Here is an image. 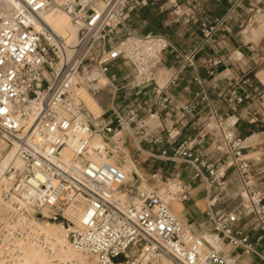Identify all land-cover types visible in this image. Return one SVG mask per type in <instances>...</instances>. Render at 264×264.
I'll return each instance as SVG.
<instances>
[{
	"label": "built area",
	"instance_id": "built-area-1",
	"mask_svg": "<svg viewBox=\"0 0 264 264\" xmlns=\"http://www.w3.org/2000/svg\"><path fill=\"white\" fill-rule=\"evenodd\" d=\"M148 2L0 0V159L6 152L14 156L0 172V264L20 261L21 242L51 251L50 239L40 230L47 222L59 224L73 249L98 264H239L171 211V202L189 197L190 186L179 172L160 187L141 179L128 185L123 157L118 161L121 131L140 140L147 136L138 109L116 107L118 92L154 82L155 66L169 46L161 34L138 35L128 28L131 14ZM55 13L69 18L74 36L55 30L50 22ZM173 13L186 23L197 20L192 6L181 12L174 1ZM247 13V23L264 24L262 0H253ZM199 21L207 42L224 18ZM184 62L192 65L193 56ZM254 62L264 63V48ZM86 63L91 66L81 73ZM125 68L129 73L122 75ZM248 81L231 86L237 103L248 98L238 94L240 84ZM105 88L111 89L109 110L95 116L85 108L80 91L95 99ZM208 104L209 96L201 90L183 112L191 114ZM211 116L220 137L217 150L227 156L222 165L200 159L186 141L171 154L165 149L160 154L180 159L189 166L191 180L204 182V214L219 244L264 264V195L255 188L243 139L224 123L227 114L211 111ZM95 137L104 147L93 145ZM229 168L240 191L238 202L227 210L218 204L230 185ZM246 220L257 231L254 238Z\"/></svg>",
	"mask_w": 264,
	"mask_h": 264
},
{
	"label": "crops",
	"instance_id": "crops-1",
	"mask_svg": "<svg viewBox=\"0 0 264 264\" xmlns=\"http://www.w3.org/2000/svg\"><path fill=\"white\" fill-rule=\"evenodd\" d=\"M173 1L181 12L192 6L197 20L186 23L183 16H175ZM252 1L149 0L146 6L137 8L127 21L128 28L138 35L161 34L167 38L169 46L155 66L154 82L141 90L123 89L115 100L120 110L138 109L144 120L143 131L147 133L143 140L127 131L117 135L121 136L117 141L121 152L118 161L123 157L124 163L129 164L125 177L130 175L133 180L128 185L137 184L141 179L160 187L179 172L190 186L189 197L185 201L171 202V211L195 234L203 236L209 246L223 247L239 264L260 263L254 255H241L225 242L219 244V236L213 232L204 214L207 201L204 182L191 180L189 166L180 159H168L160 153L165 149L171 154L172 148L186 141L200 159L222 165L227 156L217 150L220 137L211 111L227 114L224 123L234 135L243 139V153L251 163L255 188L264 195V83L258 78V70L264 63L257 65L254 62L264 43L249 41L252 37L248 28L245 36L242 29L248 17L247 6ZM204 17L210 23L216 18H224L223 24L216 27L207 42L203 39L199 21ZM190 55L193 64L189 66L184 59ZM213 61L219 62L213 65ZM128 73V69H123L122 75ZM245 78L249 81L240 84L238 94H248V98L237 103L230 93L231 86ZM260 78L264 80V77ZM171 80L174 84H168ZM201 90L208 94L209 104L199 106L191 114L184 113L183 108ZM110 93L111 89L107 88L98 94L99 105L89 94L85 107L93 114L98 108L108 111ZM227 174L230 185L218 207L230 210L238 202L240 184L231 168ZM245 223L254 238L257 231L250 220Z\"/></svg>",
	"mask_w": 264,
	"mask_h": 264
},
{
	"label": "bare ground",
	"instance_id": "bare-ground-1",
	"mask_svg": "<svg viewBox=\"0 0 264 264\" xmlns=\"http://www.w3.org/2000/svg\"><path fill=\"white\" fill-rule=\"evenodd\" d=\"M50 22L58 32H69L72 36H74L75 28L70 22L69 18L63 13H55L51 17ZM260 26L264 27V24H260L258 27ZM89 66H91V64ZM86 68L80 70V72H85ZM100 81L103 82L104 78H100ZM85 93V90L80 91V95ZM92 143L98 147H102L104 145L103 141L98 137L93 138ZM2 149L3 145L0 144V150ZM10 162H14L13 153L6 152L5 155L0 159V172H2L6 165ZM71 214L73 213L71 212ZM40 230L46 235L47 238L50 239V246L52 250L47 252L42 249L41 246L36 244L21 242L19 244V247L22 251L21 259L19 262L13 264H49L50 258L54 257H58V259H60V264L64 261L69 263H73V261L82 263L85 261V257H83L84 254H81L73 249V247L70 245V242L66 239L64 229L59 224L55 225L54 223L47 222L40 226Z\"/></svg>",
	"mask_w": 264,
	"mask_h": 264
},
{
	"label": "rangeland",
	"instance_id": "rangeland-1",
	"mask_svg": "<svg viewBox=\"0 0 264 264\" xmlns=\"http://www.w3.org/2000/svg\"><path fill=\"white\" fill-rule=\"evenodd\" d=\"M250 24V25H249ZM260 24H262V23H253V24H251V23H247L246 22V24H245V26L242 28L243 29V35L245 36V30L247 29V31L251 34V37H252V39L251 40H249V38H246V40H249V41H253V42H256V41H258V40H260V41H262V43H264V27H262V26H260V27H258ZM255 25V26H254ZM91 63H86V64H84V66L83 67H81V69L80 70H83V69H85L86 67H88L89 65H90ZM258 78L261 80V82L262 83H264V80H262L260 77L262 76V77H264V65H262L260 68H259V70H258ZM107 88H105L104 90H106ZM104 90L103 91H101V92H104ZM97 96H98V94L95 96V99L97 100ZM81 97H82V100H83V102L85 103V105H86V103H87V98L89 97V93L88 92H86L85 94H83V95H81ZM108 98V96H106L105 97V99H107ZM99 107V106H98ZM86 108V107H85ZM87 109V108H86ZM88 110V109H87ZM89 111V110H88ZM102 111V109H100V108H98L97 109V113L96 114H93V115H98L100 112ZM90 112V111H89ZM91 113V112H90ZM94 146H95V144H94ZM98 147V146H97ZM102 147H104V145L102 146ZM101 146H100V148H102ZM109 162H110V160H108ZM129 164H122V166H121V169H122V171L124 172V174L127 172V170H128V166ZM126 180H128V183L132 180L131 179V176L130 175H128L127 177H126ZM132 182H133V180H132ZM55 224V223H54ZM55 225H58L57 223L55 224ZM83 257H85V261L84 262H82V263H79V262H77V263H79V264H98L97 263V261H96V259L94 258V257H92V256H87V255H83ZM53 260H55V262H59V264H60V262L61 261H59L60 259H58V257H54V258H50V262H49V264H51L52 263V261ZM73 262H75V261H73ZM94 262V263H93Z\"/></svg>",
	"mask_w": 264,
	"mask_h": 264
}]
</instances>
